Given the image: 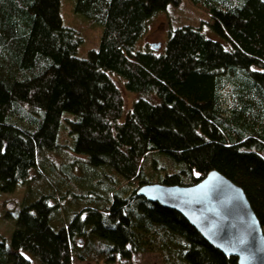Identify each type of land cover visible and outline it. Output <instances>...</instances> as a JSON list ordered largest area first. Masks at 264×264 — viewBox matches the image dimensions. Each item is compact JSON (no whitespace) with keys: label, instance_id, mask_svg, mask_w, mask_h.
<instances>
[{"label":"trees","instance_id":"16d2710c","mask_svg":"<svg viewBox=\"0 0 264 264\" xmlns=\"http://www.w3.org/2000/svg\"><path fill=\"white\" fill-rule=\"evenodd\" d=\"M60 1L0 0V197L26 190L46 151L83 156L90 178L108 182L113 172L123 183L63 223L54 222L53 194L16 204L9 236L0 233V264L145 253L162 264H237L137 191L193 185L216 170L243 189L264 233V0H191L228 47L185 24L169 31L161 54L135 45L177 0H76L74 13L101 29L83 57ZM113 76L136 94L128 110ZM87 189L79 197L100 198Z\"/></svg>","mask_w":264,"mask_h":264},{"label":"rangeland","instance_id":"374dc122","mask_svg":"<svg viewBox=\"0 0 264 264\" xmlns=\"http://www.w3.org/2000/svg\"><path fill=\"white\" fill-rule=\"evenodd\" d=\"M224 1L226 4H236L240 0ZM75 2L76 0H61L60 13L63 23L66 26L72 27L81 37L82 41L79 44L77 56L83 57L85 56L86 49L98 46L101 29L96 25L87 23L78 14L74 13ZM210 21L211 18L206 10L194 4L191 0H177L176 3H169L166 9L159 11L147 21L145 32L135 45L136 49L145 51L149 48L154 50L156 54L163 53L169 31L185 24L197 27L208 38L223 42L210 29L208 25ZM225 46L228 47V44H225ZM113 78L122 91L125 110H128L136 98V94L126 91L123 88L122 80L118 77L113 76ZM64 131V129L60 131L61 136L59 140L62 143H64V139L62 138V136L64 137ZM93 168L103 174H108V170H111L107 166ZM90 176L95 175L91 167H87L83 156H76L65 150L41 152L36 168L31 172V178L28 181L29 187H26V190L20 188L21 191L18 190L16 193L1 195L0 233L4 237L9 236L14 226L12 215L16 204L20 205L25 200L27 201L25 204H27L38 198L41 193H50L58 198L59 207L57 212H54V219L56 218L57 220L54 222L63 223L72 210L100 202L99 200L108 197V191L123 183L122 179L113 172H110L111 178H109L108 182H106V178L105 180L100 176H96V178H90ZM87 187H89L90 191L92 190L91 194L100 196V198H92L86 201L83 197H79L88 190ZM26 254L28 255V253ZM28 256L30 257L31 264H40L30 254ZM73 262L74 264H162L161 259L154 253L133 254L128 259L115 255L113 262L110 263L79 260L77 258H74Z\"/></svg>","mask_w":264,"mask_h":264},{"label":"water","instance_id":"95a60500","mask_svg":"<svg viewBox=\"0 0 264 264\" xmlns=\"http://www.w3.org/2000/svg\"><path fill=\"white\" fill-rule=\"evenodd\" d=\"M137 194L180 213L237 264H264V233L241 187L216 170L188 185L147 184Z\"/></svg>","mask_w":264,"mask_h":264}]
</instances>
